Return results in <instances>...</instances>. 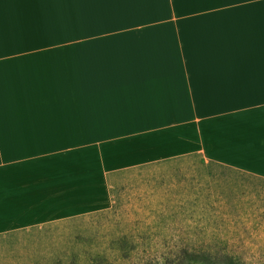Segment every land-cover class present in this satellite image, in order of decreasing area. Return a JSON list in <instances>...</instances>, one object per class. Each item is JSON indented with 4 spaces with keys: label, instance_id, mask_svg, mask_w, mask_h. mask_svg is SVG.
Masks as SVG:
<instances>
[{
    "label": "crops",
    "instance_id": "1",
    "mask_svg": "<svg viewBox=\"0 0 264 264\" xmlns=\"http://www.w3.org/2000/svg\"><path fill=\"white\" fill-rule=\"evenodd\" d=\"M255 156L256 175L236 162ZM191 159L261 200L264 0H0L1 239Z\"/></svg>",
    "mask_w": 264,
    "mask_h": 264
},
{
    "label": "rangeland",
    "instance_id": "2",
    "mask_svg": "<svg viewBox=\"0 0 264 264\" xmlns=\"http://www.w3.org/2000/svg\"><path fill=\"white\" fill-rule=\"evenodd\" d=\"M187 162L186 169L125 175L109 211L5 235L0 264H264L259 186L199 159ZM236 162L256 175V156ZM147 177L154 180H141Z\"/></svg>",
    "mask_w": 264,
    "mask_h": 264
},
{
    "label": "trees",
    "instance_id": "3",
    "mask_svg": "<svg viewBox=\"0 0 264 264\" xmlns=\"http://www.w3.org/2000/svg\"><path fill=\"white\" fill-rule=\"evenodd\" d=\"M240 176H242V175H240ZM242 177H244V178L246 177L248 180H252V181H254L252 176L244 175V176H242ZM247 179H246V180H247Z\"/></svg>",
    "mask_w": 264,
    "mask_h": 264
}]
</instances>
